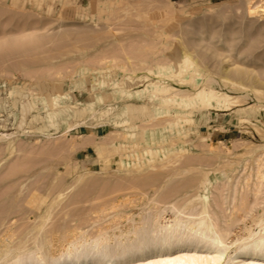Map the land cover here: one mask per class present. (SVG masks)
Returning <instances> with one entry per match:
<instances>
[{
    "label": "rangeland",
    "instance_id": "374dc122",
    "mask_svg": "<svg viewBox=\"0 0 264 264\" xmlns=\"http://www.w3.org/2000/svg\"><path fill=\"white\" fill-rule=\"evenodd\" d=\"M184 53L198 79L212 77L240 103L204 109L135 95L150 81H126L134 69L193 93L194 69L157 76L159 66L178 73ZM263 103L264 0H0V262L34 250L35 237L53 256L82 235L111 246L149 242L198 195L229 246L247 238L264 218ZM132 246L133 256L109 263L166 255Z\"/></svg>",
    "mask_w": 264,
    "mask_h": 264
},
{
    "label": "bare ground",
    "instance_id": "6f19581e",
    "mask_svg": "<svg viewBox=\"0 0 264 264\" xmlns=\"http://www.w3.org/2000/svg\"><path fill=\"white\" fill-rule=\"evenodd\" d=\"M247 1H249V0H247ZM155 3H156V5H158V8H160L161 5L159 6V4H161V3L157 2V1ZM253 11H255V10H253ZM169 13H171V12H169ZM164 15H166V14L164 13ZM168 15L169 14H167V16ZM162 17H164L163 14H162ZM169 17H171V16H169ZM164 18H166V17H164ZM163 65H165V64H163ZM195 65H196L195 64V60H193L188 53H184V56H183V58L181 60V64L179 66L178 73H174L171 70V68H168V67H165V66H159V68H158L159 70H158V74H157L158 78L162 77V76H166V74H168L167 72L170 73V77H171V75H175V74L178 77V76H181L183 73L189 71V69L190 70L194 69L195 74L197 76L195 78V75H194V77H191V79H190V82H193L194 87H195V91L193 92V90H192L193 93L185 92V91H183V89H181V90L175 89L174 87L169 86V85L164 84V83H161L160 81L153 82L152 80H149V76H147V75L146 76H142V77H137L135 75V72L137 71V69H136V71H134L135 70L134 69V70H132L130 72V69L127 68L129 70L130 74L126 75L125 78H126V81H128L129 83H133V82H135V80L136 81H139V80L141 81L142 80V81H145V82L150 81L149 84H147L144 89L135 92L136 96H139L141 94H151L154 97H161V99L164 102H168V103H177L180 100L179 104H181V105H183L185 107H189V106H193V105H202L204 109L206 108L204 106L217 107V108H222V109L226 108L227 109V108H230V106H232V105L234 106V105H237V104L240 103V100H241L242 96L241 97L232 96V95H230V94H228L226 92L218 91L216 88H214V83L217 82V81L215 79H213L212 77L201 76V79L200 78L198 79L197 77H200V74H197L198 71L195 69ZM127 69L123 68V70H127ZM152 69L155 70V68H152ZM146 71L148 72L149 75H152V74L154 75L152 70L146 68ZM125 72H127V71H125ZM124 74H126V73H124ZM134 75H135V77H134ZM237 76L238 75H236V77ZM98 79H97V81H98ZM220 79H221V77H220ZM160 80H161V78H160ZM162 81H164V80L162 79ZM181 82L182 81H180V83ZM47 84H49V82ZM231 85L233 86V85H237V84H235L234 82H231ZM125 86H126V84H125ZM48 87H50V86H48ZM96 91H98V90L96 89ZM242 92H243V90H242ZM255 92H257V91H255ZM259 92H261V91H259ZM129 96H131V94H129ZM243 97H245V96H243ZM52 99H54V98H52ZM56 100H59V99H56ZM61 103H63V102H61ZM255 104H257V103H255ZM59 105H61V104H59ZM258 105H259V103H258ZM258 105H256V106L258 107ZM253 106H255V105H253ZM57 108H58V106H57ZM60 108H62V107H60ZM66 108H67V106H66ZM52 110H54V109H52ZM261 110H263V109H261ZM178 111H180V109ZM182 111H184V109ZM184 114H186V113H184ZM162 118H163V116H162ZM171 120L172 119H170V122H171ZM149 122H151V121H149ZM177 124H178V122H176L174 124H170L171 130H172L173 126H175ZM6 136H7V134L4 135L3 138L5 139ZM9 136H10V134L8 135V138H9ZM44 141H46V140H44ZM148 141H149V139H148ZM77 143H76V145H77ZM81 145H84V144H81ZM97 150L100 151L101 148L98 147ZM142 153L145 155L146 152L145 153L142 152ZM100 159H103V158H100ZM260 168H261V166H260ZM229 182L227 181V183H229ZM208 183H210V182L208 181ZM237 183H238V181H237ZM233 187L235 188V186H233ZM207 188L208 187L205 186L204 190H207ZM235 191H236V189H235ZM235 191H234V193H235ZM222 198H224V197H222ZM234 198H235V196H234ZM240 198H242V197H240ZM213 201H215V200H213ZM223 202H224V200H223ZM156 203H158V202L156 201ZM216 203L217 202H215V204ZM217 204H219V203H217ZM178 205H180V204H178ZM186 205H188V204H186ZM219 206L220 205H218V207ZM188 207H189V205H188ZM235 208H236V206H235ZM233 209H234V207H233ZM220 210H222V205H221V209ZM210 211H211V208H210L209 198L206 195H204V196L198 195L197 198H196V202L195 203H191V206L188 209H186V206H185V209H183V210H182V208H181V210L178 209V208H177V210H175L176 215H175V219L172 222H170V223L167 222L166 225H163V226L158 225L153 230V234L156 235L155 238H153L149 242H140L139 241L140 244L138 243L139 244V245L137 244L138 246L136 244L134 245V243L136 242L135 241L136 239H134L135 242L132 241L133 242L132 245L136 246V248L134 246H132L131 244H128V243L127 244L130 245V247L132 246V250L135 248L136 252L141 253V255H144V253H145L144 251L145 250H147L146 253H162V252L166 253L165 257H161L160 256L161 259L159 261H157V263L150 262L149 264H228V263H230V264H264V218H261V220L258 219L259 222L257 221L258 222L257 223V228H258L257 231H254V230L251 229L249 231V236L247 238H243L242 241H240L241 239L240 240L237 239L234 243L232 242L233 244H231L229 246L226 243V241H225V240H227V239H225L226 238L225 236L227 235L228 232H227V230L223 231L222 230L223 228H221V230H220V226L221 225L219 226V224H218V222H220V220H219L220 217L218 218L219 221L217 222V218H215V217H214L215 219L213 218V216H216V215H214L213 212L211 211V213H212V216H211ZM222 211L224 212V210H222ZM263 216H264V214H263ZM216 217H218V216H216ZM222 218L223 219L225 218V220H226V217H222ZM222 218H220V219H222ZM157 219H158V217L154 215V216H152L151 220H153L154 224H156ZM44 220L47 221L46 218ZM42 224H44V223H42ZM45 224L42 225V226L39 225L40 226V230H42V229L44 230ZM64 224H65V222H64ZM64 224H63V226L62 225H60V226H62L64 228ZM157 224H160V223L157 222ZM227 224H226V226H227ZM56 227H58V226H56ZM66 228H67V226H66ZM65 229H63V231ZM68 229L66 231H68ZM40 230L38 232H40ZM52 230L55 231V229H52ZM56 230H57V228H56ZM59 231H60V228H59ZM66 231H64V232H66ZM149 232H150V230H149ZM135 233H136V231H135ZM147 234H149V233H147ZM147 234H145V235H147ZM153 234H151V236ZM64 235H62L64 241L68 240V238H71V236H72L71 235L69 237V234L68 235L64 234ZM37 236H39V235H37ZM82 236L73 238V240H70L71 242L68 241V243H67L68 246L65 248V250L61 251L58 254V256H53V254L50 255L49 253L44 251V249H43L44 243L36 242L38 237H35L36 241L33 240L35 242V243H33V244H35L34 245L35 246L34 250H30V251L27 250L26 252H19V254L15 255V256L13 255L12 257L9 255V253H6V254L3 253L4 254V258L2 257V259H1L3 261V263L1 261L0 264H108L114 258H117V257L124 258V257L133 256L132 254H130V251H129L130 247L128 245L119 246V244H120L119 243L117 246L116 245L115 246L114 245L111 246V244L109 243L110 241L107 240L106 238L105 239L101 238L102 236L94 238L91 242L87 243L85 241V238L82 237ZM45 237L46 236H44V240H46ZM127 237L125 236V238H127ZM137 237H138V235L136 236V238ZM121 238H123V236ZM29 239H30V237H29ZM50 239L51 238H49L47 240L48 244L53 247L52 241ZM115 239H117V238H115ZM44 242H46V241H44ZM114 242L116 244L117 240L114 241ZM46 247L48 248L49 246L46 245ZM27 248L28 247H26L25 249H27ZM62 248H63V246H62ZM182 248H188V249L192 248V250L195 252V255L197 253V250L200 249V250L204 251L202 253L206 254V256H205L206 258H202V256L195 257V255L192 256V255H187V254L177 255V256H172V254H170L173 249L174 250H180ZM49 249H50V247H49ZM18 250H16V251H18ZM11 253H12V251H11ZM232 253L234 254V256L231 255ZM49 258H50V260L48 261Z\"/></svg>",
    "mask_w": 264,
    "mask_h": 264
},
{
    "label": "crops",
    "instance_id": "0c3cea01",
    "mask_svg": "<svg viewBox=\"0 0 264 264\" xmlns=\"http://www.w3.org/2000/svg\"><path fill=\"white\" fill-rule=\"evenodd\" d=\"M173 1H181V0H173Z\"/></svg>",
    "mask_w": 264,
    "mask_h": 264
}]
</instances>
